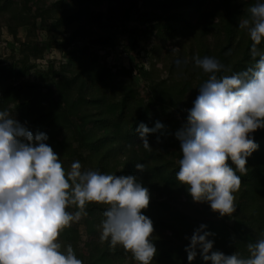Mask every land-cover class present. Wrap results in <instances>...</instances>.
Wrapping results in <instances>:
<instances>
[{
    "label": "trees",
    "instance_id": "1",
    "mask_svg": "<svg viewBox=\"0 0 264 264\" xmlns=\"http://www.w3.org/2000/svg\"><path fill=\"white\" fill-rule=\"evenodd\" d=\"M101 1L74 0L55 20L54 28H62L70 41H81L80 6L85 4L87 8L89 3ZM121 1L119 6L109 8L111 26L128 22L133 11L139 9V0ZM257 2L262 0L153 1L162 20L157 26L161 27L159 32L165 40L186 36L177 44L181 59L189 57L193 70L185 79L168 82L160 79L153 69L140 66L139 75L151 92L150 102L156 105L147 106L143 112L135 106L134 85L116 82L98 63L94 52L88 53L87 46L79 49L74 67L54 70L51 65L44 72L42 82L25 78L28 55L18 62L15 71L12 65L0 68V110L9 111L34 136L46 134V143L66 171L85 152L82 158L90 170L131 175L148 189L150 204L142 214L153 222L151 242L157 252L152 264H189L185 249L200 225H206V231L214 234L209 237L214 242L213 251L225 255L239 253L246 258L249 256L247 244L264 237V129L251 134L258 148L247 158V175L241 176V187L234 193L236 211L230 217H220L206 202L195 205L187 187L177 181L182 153L176 133L182 127L178 121L167 118L160 108L163 105L178 110L186 124L193 97L198 96L199 87L208 79V74L195 65L194 57H211L224 65L218 77L254 65L256 61L250 55L252 42L246 30L240 28V21L247 18L249 7ZM8 3L1 6L3 10ZM101 40L107 41L104 37ZM257 47L264 52V41ZM32 48L35 57L41 55L43 48L36 44ZM12 73L17 82L8 80ZM185 107L187 111L183 110ZM74 118L79 122L73 124ZM157 121L163 128L148 135L152 151H147L137 128L141 123L154 128ZM137 163L145 165L143 172L136 169ZM229 165L235 168L230 160ZM182 196L184 201L180 200ZM76 210L74 206L67 209L73 213ZM106 210L103 204H87L84 221L73 222L61 232V250L70 244L82 264H137L122 247L113 248L108 241H101L100 225ZM192 264H205L199 249Z\"/></svg>",
    "mask_w": 264,
    "mask_h": 264
},
{
    "label": "clouds",
    "instance_id": "2",
    "mask_svg": "<svg viewBox=\"0 0 264 264\" xmlns=\"http://www.w3.org/2000/svg\"><path fill=\"white\" fill-rule=\"evenodd\" d=\"M248 13L240 28L252 42L250 55L256 62L218 77L224 65L211 57H194L208 79L176 133L182 153L177 181L194 202L208 203L221 217L236 211L234 193L247 175V158L258 148L251 134L264 129V52L257 47L264 41V2L250 6ZM162 128L159 121L151 129L139 125L145 150L152 151L148 135ZM47 140L46 134L34 136L9 111L0 110V264H82L70 244L61 250L59 236L87 214L90 203L107 206L101 241L122 247L137 264H152L157 252L151 242L154 227L142 214L150 204L148 189L131 175L82 171L79 161L66 171ZM136 169L143 172L145 165L137 163ZM69 206L77 210L69 212ZM213 235L206 225L194 230L185 249L189 264L197 249L205 264H264V237L247 244L245 258L213 251Z\"/></svg>",
    "mask_w": 264,
    "mask_h": 264
},
{
    "label": "rangeland",
    "instance_id": "3",
    "mask_svg": "<svg viewBox=\"0 0 264 264\" xmlns=\"http://www.w3.org/2000/svg\"><path fill=\"white\" fill-rule=\"evenodd\" d=\"M73 1L0 0V68L12 65L15 71L19 66L18 62L28 55L25 78H29L31 82H42L44 72L51 65L54 70L74 67L75 57L80 53L79 49L87 46L88 53L94 52L98 63L115 78L116 82H131L134 85L135 106H139L142 112L147 106L156 105L150 102L151 92L139 75L140 66L153 69L160 79L168 82L185 79L193 70L189 57L181 59L182 54L177 44L183 42L186 36L165 40L159 32L161 27L157 24L161 25L162 20L158 17L159 10L153 4V1L156 3L157 0H139V9L133 11L129 21L123 24L116 22L117 24L113 26L109 24L111 21L109 8L113 5L119 6L121 0L89 3L87 8L85 4H81L82 39L70 41L68 34L62 28L55 29L53 23L62 12L71 7ZM5 2L9 3L3 10L1 6ZM102 37L107 41H102ZM35 44L38 48H43L41 55L37 57L33 55L32 46ZM8 80L17 82L13 73ZM196 97H193L194 101ZM160 108L167 118L178 121L181 127L184 126L182 113L163 105ZM183 110L187 111V107ZM72 120L73 124L79 122L78 118ZM84 155L85 152L79 155L81 170L92 171L82 158ZM180 200L184 201V197H180ZM193 203L201 204L194 201ZM188 210L192 211L191 207ZM83 221L84 215L77 224ZM228 223L231 224V220H228ZM80 229L82 230L81 225ZM83 239L82 237L81 242Z\"/></svg>",
    "mask_w": 264,
    "mask_h": 264
}]
</instances>
